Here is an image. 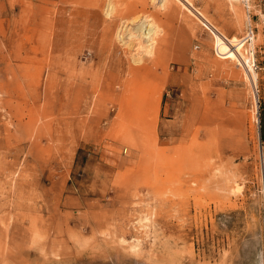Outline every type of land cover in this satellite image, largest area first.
Returning <instances> with one entry per match:
<instances>
[{"label": "rangeland", "instance_id": "1", "mask_svg": "<svg viewBox=\"0 0 264 264\" xmlns=\"http://www.w3.org/2000/svg\"><path fill=\"white\" fill-rule=\"evenodd\" d=\"M172 1L0 0V264H264V1L190 0L256 87Z\"/></svg>", "mask_w": 264, "mask_h": 264}, {"label": "bare ground", "instance_id": "2", "mask_svg": "<svg viewBox=\"0 0 264 264\" xmlns=\"http://www.w3.org/2000/svg\"><path fill=\"white\" fill-rule=\"evenodd\" d=\"M161 1V7L166 11L167 14H171L174 13L175 10V5L174 2L172 0H160ZM183 6L189 10V12L193 13V15H195L196 17H198L201 20H204L207 26H209V28H211V30L214 33L215 36V45H216V50L218 52V54L221 56V58L223 59H230L233 61L237 62V65L242 66L244 68V70L246 71V75L249 78V81H251V83L253 84L254 87H256L257 85V80H258V75L256 73L257 70V65L255 64L256 62V58H255V53H254V47L252 45V43L250 44V54H246L244 52V47L246 45V40L240 39L237 36H233V37H227L225 34L220 33L216 27H214L210 21H208L205 17V15L198 11L192 4V2L190 0H179ZM112 11V8L108 7V12L107 14L109 15ZM232 14H236V9L234 7V5L231 6L230 9ZM202 22V21H201ZM121 23V22H120ZM124 26V25H123ZM136 32H138L137 36L139 38H144L146 41V46L145 49H147L149 54H153V47L155 44V40H154V34L156 33L155 27L153 25V23L149 22V20H143L140 23H138V25L135 27ZM123 31V28L121 29L119 36H121V32ZM242 38V37H241ZM156 57H154L153 61L156 62L158 61V58L161 54V51L159 49L158 52L155 53ZM255 91V90H254ZM4 129V128H3ZM6 129V128H5ZM176 131V130H174ZM5 132V131H4ZM15 132V131H14ZM172 132V131H170ZM173 133V132H172ZM7 137V135H5ZM172 136V135H171ZM3 137V136H2ZM17 137V136H16ZM1 138V137H0ZM13 138V137H12ZM171 138V137H170ZM21 140V139H20ZM5 141V140H4ZM7 142V141H5ZM4 142V143H5ZM10 141L7 142V144ZM18 142V141H17ZM16 142V143H17ZM10 144V143H9ZM19 144V143H18ZM6 145V144H5ZM14 145V144H12ZM11 145V146H12ZM8 146V145H7ZM15 146V145H14ZM10 147V146H9ZM22 147V146H20ZM8 151V150H7ZM6 152V151H5ZM1 153V152H0ZM3 154V153H2ZM4 155V154H3ZM6 156V155H5ZM11 158V157H10ZM9 158V159H10ZM7 159V160H9ZM6 160V159H5ZM12 162V161H11ZM18 162V161H17ZM9 163V161H8ZM14 163V162H12ZM2 164L3 163V159H2ZM0 164V165H2ZM16 165V164H15ZM14 165V166H15ZM6 168V166H4ZM1 169V168H0ZM12 170V168H11ZM5 171V170H4ZM22 172V171H21ZM1 173H3L2 169H1ZM5 174V172L3 173ZM8 174V173H7ZM22 175V174H21ZM216 175V174H215ZM8 176V175H7ZM264 177V175H263ZM263 179V178H262ZM17 180V179H15ZM228 182H223L221 180V182L218 184H222V186L219 187V189H228L229 190V186L228 183L230 182L229 180H227ZM233 181V179H232ZM34 182V181H33ZM264 182V181H263ZM237 183V182H234ZM236 186V185H235ZM239 189V186L233 187V189L230 191V193L234 194L235 192H237V190ZM241 190V189H240ZM223 192V191H221Z\"/></svg>", "mask_w": 264, "mask_h": 264}, {"label": "built area", "instance_id": "3", "mask_svg": "<svg viewBox=\"0 0 264 264\" xmlns=\"http://www.w3.org/2000/svg\"><path fill=\"white\" fill-rule=\"evenodd\" d=\"M237 1L241 2L247 9H250V3L253 2V0H237ZM258 1H264V0H258ZM262 22L264 23V18ZM255 37H256L255 28H253L252 25L249 23L245 32V36L243 38L246 40L247 44L250 45L251 43H253Z\"/></svg>", "mask_w": 264, "mask_h": 264}, {"label": "trees", "instance_id": "4", "mask_svg": "<svg viewBox=\"0 0 264 264\" xmlns=\"http://www.w3.org/2000/svg\"><path fill=\"white\" fill-rule=\"evenodd\" d=\"M263 138H264V135H263Z\"/></svg>", "mask_w": 264, "mask_h": 264}]
</instances>
